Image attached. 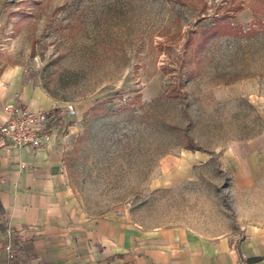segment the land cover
Here are the masks:
<instances>
[{"label": "rangeland", "instance_id": "1", "mask_svg": "<svg viewBox=\"0 0 264 264\" xmlns=\"http://www.w3.org/2000/svg\"><path fill=\"white\" fill-rule=\"evenodd\" d=\"M217 23L238 29L200 49ZM0 59L74 105L52 130L91 220L141 232L209 224L226 175L210 165L198 181L161 186L160 161L264 135V0H0Z\"/></svg>", "mask_w": 264, "mask_h": 264}, {"label": "crops", "instance_id": "2", "mask_svg": "<svg viewBox=\"0 0 264 264\" xmlns=\"http://www.w3.org/2000/svg\"><path fill=\"white\" fill-rule=\"evenodd\" d=\"M52 103L23 64L0 59V123L9 119L11 106L48 110ZM69 117L61 108L55 127ZM52 126L40 148L0 143V264H264V135L222 154L184 150L162 158L161 186L198 181L210 165L217 180L225 174L229 182L215 188L209 224L172 223L141 232L78 210ZM2 214L21 244L14 260L4 249Z\"/></svg>", "mask_w": 264, "mask_h": 264}, {"label": "built area", "instance_id": "3", "mask_svg": "<svg viewBox=\"0 0 264 264\" xmlns=\"http://www.w3.org/2000/svg\"><path fill=\"white\" fill-rule=\"evenodd\" d=\"M61 107L53 102L48 110H32L27 107H9L10 117L6 122L0 123V143H9L17 146H28L32 149L43 147L50 134L51 124L57 119V111ZM69 114H75L73 104H67L63 108ZM4 225V249L8 259L14 260L21 250V244L17 239V232L12 225L11 219L2 214Z\"/></svg>", "mask_w": 264, "mask_h": 264}, {"label": "trees", "instance_id": "4", "mask_svg": "<svg viewBox=\"0 0 264 264\" xmlns=\"http://www.w3.org/2000/svg\"><path fill=\"white\" fill-rule=\"evenodd\" d=\"M230 28L231 30H235L238 29V27L233 26L232 24H228V25H223L221 23H217L213 26H209V28H205L202 31V38L199 41V46L200 49H205L207 47V44L210 42V40H212L213 38H215L216 36L220 35V30L219 28ZM257 27V28H256ZM256 30H260L258 28V26H255ZM96 106H94L95 108Z\"/></svg>", "mask_w": 264, "mask_h": 264}]
</instances>
